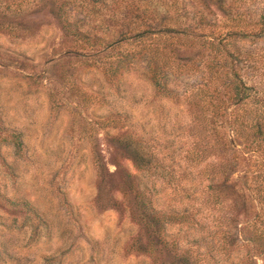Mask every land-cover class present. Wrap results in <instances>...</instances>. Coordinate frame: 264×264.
I'll return each mask as SVG.
<instances>
[{
	"label": "rangeland",
	"instance_id": "374dc122",
	"mask_svg": "<svg viewBox=\"0 0 264 264\" xmlns=\"http://www.w3.org/2000/svg\"><path fill=\"white\" fill-rule=\"evenodd\" d=\"M20 1L12 10L0 6V25L17 26L11 32L0 28V264H183L132 219L124 203L112 206L109 195L122 198L120 175H107L108 185L103 184L94 160L104 164L102 173L115 171V158L125 152L114 136L136 124L166 161L165 176L170 165L193 178L217 163L224 145L236 140L223 116V110L237 112L224 86L229 68L264 99V0H103L87 11L73 10L85 19V31L109 43L81 40L61 28L57 1ZM183 24L190 37L172 38L166 31ZM211 45L224 62L217 82L208 85L204 62ZM155 47L163 52L160 63L182 67L167 78L178 95L197 85L209 88L221 98L214 103L221 102L222 116L215 104L200 110L185 100L155 96L143 72ZM128 51L136 55L132 68L117 79L107 76L110 64ZM13 130L21 134L23 151L14 144ZM122 158L134 173L131 160ZM156 176L154 192L173 203L164 175ZM21 201L39 215L17 204ZM247 205L248 218L260 208L253 200ZM245 219L237 214L232 228L239 242L256 236L243 229L251 220ZM207 224L199 231L185 226L168 231L196 264L203 259L223 264L227 259L219 253L206 259L208 245L218 242ZM262 243L253 240L242 248L256 264L262 262ZM139 244L149 250L141 251Z\"/></svg>",
	"mask_w": 264,
	"mask_h": 264
},
{
	"label": "trees",
	"instance_id": "16d2710c",
	"mask_svg": "<svg viewBox=\"0 0 264 264\" xmlns=\"http://www.w3.org/2000/svg\"><path fill=\"white\" fill-rule=\"evenodd\" d=\"M57 1L56 19L61 28L66 29L69 33L85 41L91 39H100L104 42H111L102 36L89 33L83 29L85 19L77 18L73 10L82 8L87 11V6L98 3L103 0H54ZM14 3L22 4L20 0H0V6L5 10H12ZM4 26V27H3ZM16 25L7 23L0 25V28L9 32L16 29ZM189 27L185 24L167 27L172 38L190 37ZM211 43H213L211 41ZM110 45V44H109ZM212 51L205 55L206 73L209 79L206 80L210 85L211 82L220 74L218 66L222 61L217 52V47L211 45ZM146 52V51H145ZM147 53V52H146ZM163 53L160 48L155 47L153 53L149 56L147 69L144 75L152 84L153 92L156 97L180 101L185 100L189 107L191 106L202 109L205 105L215 104L216 113L222 116L221 102L214 103L215 100H221L217 94L209 88L204 89L202 85L192 87L183 96L178 93L168 83V73L178 72L182 69L179 65H173L166 61L159 62V54ZM229 51L226 52L228 56ZM230 55V54H229ZM136 58L134 51H128L110 64L106 71L110 78H119L123 71H127L133 66V59ZM153 58L156 60L151 64ZM228 81L224 85L227 88L228 98L234 109L228 113L223 110V116L227 124L232 125V130L236 137L232 141L229 139L228 145H224L222 156L217 163L211 164L208 168L200 169L196 177L186 176L184 173L174 169L170 165L172 172L165 176L166 161L159 157L158 150L151 135L145 132L143 126L128 124L126 129L119 132L116 137L117 143L125 154L115 158L116 169L113 172L102 173L104 164L97 157L94 164L101 182L105 183L108 176L120 175L122 188V198L119 202L109 195V200L113 207H119L124 203L128 208L129 214L134 221L142 225L143 228L150 230V234L156 238L164 247L173 250L183 264H196L189 256L185 254L188 250L180 243L175 233L169 232V226H185L188 229L200 230L207 223L213 226L211 234L218 238L212 246L208 245L206 259H214L215 253L222 255L227 261L223 264H256L251 254L243 251L245 243L263 239L261 251L263 252L262 262L264 264V231L258 233L256 224L262 225L264 229V99L260 95L259 89L255 85H249L241 75L230 67L226 72ZM217 82V80H216ZM217 93L220 94V88L217 86ZM118 115V114H117ZM128 118V117H126ZM14 138L16 148L23 151L25 147L20 140V132L13 130L11 133ZM236 143V144H235ZM229 150H233V156L227 157ZM131 160L135 172L131 173L123 164V158ZM164 175L163 177L161 175ZM156 175H160L169 185L170 196L173 199L166 203L159 199L158 192L155 188ZM99 198L101 192L98 193ZM3 197V196H2ZM9 202L10 199H7ZM134 200L137 201L134 204ZM253 200L260 208L249 218L248 201ZM27 212L39 215L37 209L27 201L18 202ZM243 213L246 221L243 229L252 231L256 236L251 238H242L239 242L237 236L233 233V225L236 215ZM208 225V224H207ZM249 227V228H248ZM174 236L172 241L167 237ZM141 251L149 250L142 245H138ZM242 252L240 257L235 258L234 254ZM205 264L204 259L202 263Z\"/></svg>",
	"mask_w": 264,
	"mask_h": 264
}]
</instances>
